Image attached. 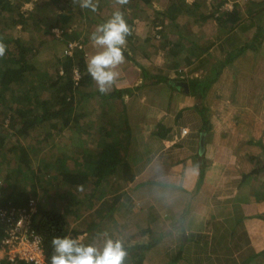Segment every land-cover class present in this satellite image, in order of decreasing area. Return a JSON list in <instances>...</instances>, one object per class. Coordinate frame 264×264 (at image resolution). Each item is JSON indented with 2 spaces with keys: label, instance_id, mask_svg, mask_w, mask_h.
<instances>
[{
  "label": "crops",
  "instance_id": "1",
  "mask_svg": "<svg viewBox=\"0 0 264 264\" xmlns=\"http://www.w3.org/2000/svg\"><path fill=\"white\" fill-rule=\"evenodd\" d=\"M134 2L121 76L94 96L100 136L110 114L132 135L124 250L264 264V0Z\"/></svg>",
  "mask_w": 264,
  "mask_h": 264
},
{
  "label": "trees",
  "instance_id": "2",
  "mask_svg": "<svg viewBox=\"0 0 264 264\" xmlns=\"http://www.w3.org/2000/svg\"><path fill=\"white\" fill-rule=\"evenodd\" d=\"M37 1L48 2L55 10L61 11L58 15L61 24H52V28L56 26L60 29L59 37L64 38L65 44H77L72 49L71 55L54 56L57 67L51 73L46 72V69L42 70L44 65L38 63L40 60L37 57L45 45H48L50 41L55 42L54 39L49 41L41 39L38 43L39 48L34 49L32 43L34 37L31 40L30 35L32 42L27 43L13 34L18 27L27 32H36L34 25L38 22L35 20V15L32 14V10L28 14L23 12L22 7L29 3L35 4ZM105 1L98 0V4ZM84 10L73 4L72 0H0V41L6 45L5 55L0 58V157L5 156L2 157L1 162L14 160L16 165L13 172L17 174L14 184L28 177L32 181L31 193L39 187L41 195L46 198L50 193L39 183V174L53 169V166H56L61 159L60 157L49 159L50 162L43 159L38 169L34 170L31 157L44 150L42 145L47 144L55 132L70 130L71 134L76 131V127L85 118L84 109L88 100L99 93L86 71L88 60L85 54L86 47L90 42L88 37L93 31H87L86 36L78 42L66 31L76 15L91 23ZM78 34H83V31H77V37H79ZM75 74L78 75L77 79ZM42 125L48 126L49 129L43 132L45 136L41 141L44 144L40 143V139L31 144L28 137ZM116 128L118 129V126L106 123L104 134L100 138L95 135L91 141L87 139L92 143L88 148L87 145L84 146L87 136L82 135L83 140L79 141V145L83 160L79 170L71 166L69 170V167L63 164L53 169L58 173L56 178L65 187L88 186L90 188L92 212L88 216L92 218L86 220L84 229L70 232L69 221L64 212L43 209L42 205L39 207L33 196H30V191L15 190L5 196L4 189L0 187V210L12 206L24 207L30 199L35 200L36 212L31 222L32 227L41 237L45 264H50V241L53 236L77 238L94 231L116 210L122 198L121 189L132 182L134 174L128 161L132 135L124 127L118 129L119 132ZM77 133H81L80 128ZM67 143L68 141L64 139L59 142L60 145ZM70 143H73L71 136ZM10 176L11 174H7L3 180L9 179ZM3 230L0 220V236ZM147 250V246L137 247L134 251L125 249L127 253L125 261L144 264L148 255L145 253ZM180 255L181 253H176L170 262L177 264L181 259ZM16 264L28 263L19 261Z\"/></svg>",
  "mask_w": 264,
  "mask_h": 264
},
{
  "label": "rangeland",
  "instance_id": "3",
  "mask_svg": "<svg viewBox=\"0 0 264 264\" xmlns=\"http://www.w3.org/2000/svg\"><path fill=\"white\" fill-rule=\"evenodd\" d=\"M134 1L136 0H129L130 6H123L124 13L129 17H131L129 11L131 10L132 5H136ZM138 6L140 7V5ZM121 8L122 7L115 5L114 0H111L109 2L106 0L105 2H101L100 5L98 4V8L95 13L86 9L84 10L91 23L86 22L84 19H80L76 15L72 18L71 23H69V25L67 26L66 31L70 33L73 38H75V41H81L83 36H86L85 34L87 31H95V28L98 24L106 22L111 17L114 11L120 10ZM31 10L33 12L32 14L35 15V20L38 22L36 23V25H34V29L36 32H27L21 30V28L18 27L13 31V34L17 37H21L22 40L24 39L27 43L32 42V37H34V41L32 42L34 44V49H36V47L39 48L38 43H40L41 39H45L47 41L54 39L55 42L51 43L50 41L48 45H45L43 49L40 48L41 50L37 57V59L40 60L38 63H42L45 67H42V70L46 69V72L51 73L57 67V64H55L54 62V56L60 57L61 55L66 54V51H69L68 44H65L64 38L59 37L60 29L56 26L52 28V24H61L58 20V15L61 11L57 9L55 10L54 7H52L48 2L43 1H37L35 4H25L22 7V11L27 14ZM79 30H82L84 35L78 34L79 37H77V31ZM53 33L54 38L52 37ZM126 48L129 47L126 45ZM98 51H100V49L93 47L91 42H89L87 44L85 53L87 54V59H89ZM93 84L96 86L95 82H93ZM100 102H102V100H100L96 96L88 101L85 105V118H83V122L80 123L78 127H76L77 130L78 128L81 129L80 134L77 133V130L73 131V133L71 134L70 130H64L60 133L55 132L47 141L48 143L44 144L41 141L45 136L43 132H47L49 129L48 126L42 125L38 128V130H35L28 137L31 140V144L37 142L39 139V141H41L40 143L44 144L42 145L44 150L39 151L36 156L33 155L31 157V164L34 170L38 169V165L41 164V160L45 159L47 160L46 162H50L49 159H57L58 157H60L61 160H58L59 162L56 163V166H60L61 164H63L64 166H68L69 170L70 166L75 170H79L83 160L81 146L79 145V141L83 140L82 135L87 136L85 137L86 142L84 143V146L87 145V148L91 146L90 144H92L91 142H89V140L91 141L92 139H94L95 135L98 136V138L101 137L99 131L97 132V128L95 127V125L97 126V123L99 121L97 112L100 110V107H98L100 105ZM111 116L112 114L108 115L107 117L108 121H110L111 123H107L119 127L121 124H118L117 121H114V118H116L117 115L114 114V118ZM89 121L91 123H89ZM85 123L88 127L91 126L88 131L84 129ZM116 131H118L117 128ZM70 136L73 138V143H70ZM62 139L67 140L68 143L60 145L59 142ZM2 157H0V187L4 189V195L6 196L15 190L30 191V184L32 183V181H30V178L27 177L23 180H19L18 183H16V187V184H14V178L17 174L13 172L15 170L13 168H15L16 164L14 160H11L10 162L8 160L5 162H1ZM56 166H53V169H55ZM53 169L51 168L47 171H44V173L41 172L39 174V183L47 188L48 192L50 193L49 197H43L39 191V187H36L37 189L34 193H31L30 191V196H33V198L38 203L37 205H39V207L40 205H42L43 209L64 212L66 218L69 221L68 228L70 232L74 230L84 229V227H86V220L92 218L88 216L92 212L89 198L90 188L88 186H85L82 187V190H80V187H65L58 180V178H56L58 173ZM7 174H11L10 178L8 179L6 177L7 180H3ZM215 214H219V212L215 211ZM132 217H134V215L128 216L125 215L122 211L115 210L112 215L108 216L103 222H101L93 232L85 233L83 236L77 238L85 244H93L98 248H102L104 241L108 238H111L113 240L119 239L122 241L123 247H127L128 245H131L132 240L131 231L133 227L131 226V223H134ZM169 254L176 253H148L144 264H173L170 262L171 258ZM4 264L7 263L4 262ZM124 264L133 263L125 261Z\"/></svg>",
  "mask_w": 264,
  "mask_h": 264
},
{
  "label": "clouds",
  "instance_id": "4",
  "mask_svg": "<svg viewBox=\"0 0 264 264\" xmlns=\"http://www.w3.org/2000/svg\"><path fill=\"white\" fill-rule=\"evenodd\" d=\"M72 3L93 13L98 8V0H72ZM114 3L123 7L129 0H114ZM130 35L132 28L124 13L116 10L106 22L98 24L89 36L92 46L100 51L87 60L86 71L101 94L109 93L121 76L118 69L126 62L124 52ZM5 51L6 45L0 41V58L4 57ZM50 245V264H124L127 255L119 239L108 238L103 247L98 248L78 238L53 236Z\"/></svg>",
  "mask_w": 264,
  "mask_h": 264
},
{
  "label": "built area",
  "instance_id": "5",
  "mask_svg": "<svg viewBox=\"0 0 264 264\" xmlns=\"http://www.w3.org/2000/svg\"><path fill=\"white\" fill-rule=\"evenodd\" d=\"M77 46L76 43L68 45L69 51ZM75 78L78 75L75 74ZM183 134L186 130L182 131ZM36 212V202L30 199L24 207H9L0 210V220L4 227L0 236V263L16 264L24 261L28 264H45L41 237L32 227V216Z\"/></svg>",
  "mask_w": 264,
  "mask_h": 264
}]
</instances>
